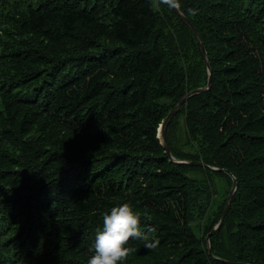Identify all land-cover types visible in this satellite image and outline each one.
I'll return each instance as SVG.
<instances>
[{"label": "trees", "instance_id": "trees-1", "mask_svg": "<svg viewBox=\"0 0 264 264\" xmlns=\"http://www.w3.org/2000/svg\"><path fill=\"white\" fill-rule=\"evenodd\" d=\"M0 0V264H87L123 201L121 264H264V0ZM237 180L231 206L220 221ZM214 178L227 182L217 200Z\"/></svg>", "mask_w": 264, "mask_h": 264}, {"label": "clouds", "instance_id": "clouds-1", "mask_svg": "<svg viewBox=\"0 0 264 264\" xmlns=\"http://www.w3.org/2000/svg\"><path fill=\"white\" fill-rule=\"evenodd\" d=\"M148 230L141 227V215L130 202L112 206L103 214L87 264H121L132 250L127 244L130 238L143 240L146 248L155 247L158 241L145 238Z\"/></svg>", "mask_w": 264, "mask_h": 264}, {"label": "water", "instance_id": "water-1", "mask_svg": "<svg viewBox=\"0 0 264 264\" xmlns=\"http://www.w3.org/2000/svg\"><path fill=\"white\" fill-rule=\"evenodd\" d=\"M167 2L179 13V15L182 17V19L190 26V28L192 29L197 41H198V44L203 52V55H204V58H205V62H206V65L208 67V72H209V80H208V83L206 86L204 87H199V88H196V89H193L189 92H187L179 101L178 103L172 107V109L169 111V113L166 115V117L163 119L162 123L160 124V127L158 129L159 131V138L161 139V142L162 144L164 145L165 147V150H166V153L170 156V158L172 160H174L175 162H178V163H197V164H203L205 166H208L212 169H218V170H224L226 172H229L227 169H224V168H219V167H216V166H212V165H208V164H205L203 161H193V160H188V159H178V158H175V156L173 155L172 151H171V148H170V145H169V142H168V138H167V126L170 122V120L172 119V117L178 112V110L180 109V107L182 106V104L192 95L194 94H197L201 91H204V90H207L209 89L210 87V84H211V73H212V70H211V65H210V61H209V58H208V54H207V49L204 45V42L201 38V35L199 34L197 28L194 26V24L190 21V19L187 17V15L179 8V6L175 3L174 0H167ZM232 175V173H230ZM233 184H232V187L228 193V196H227V200H226V204H225V210L220 218V221L214 226V228L208 233L207 235V244H208V249H209V253L215 257V258H219V257H216L215 255H213V249H212V241H211V235L222 225L226 215H227V212L231 206V203H232V199H233V196H234V193L237 189V180L235 178V176H233ZM230 263H235V264H243V263H240V262H232V261H228Z\"/></svg>", "mask_w": 264, "mask_h": 264}, {"label": "rangeland", "instance_id": "rangeland-1", "mask_svg": "<svg viewBox=\"0 0 264 264\" xmlns=\"http://www.w3.org/2000/svg\"><path fill=\"white\" fill-rule=\"evenodd\" d=\"M159 129V128H158ZM159 134V131H158ZM213 182L215 184L216 188V195H217V200H221L224 198V192L226 191L227 188V182L225 179L222 178H214Z\"/></svg>", "mask_w": 264, "mask_h": 264}]
</instances>
